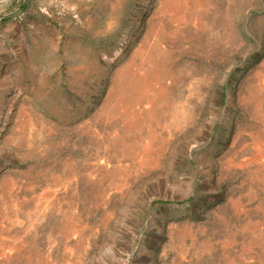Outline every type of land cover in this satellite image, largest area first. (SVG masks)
I'll list each match as a JSON object with an SVG mask.
<instances>
[{
  "label": "rangeland",
  "instance_id": "374dc122",
  "mask_svg": "<svg viewBox=\"0 0 264 264\" xmlns=\"http://www.w3.org/2000/svg\"><path fill=\"white\" fill-rule=\"evenodd\" d=\"M0 264H264V0H0Z\"/></svg>",
  "mask_w": 264,
  "mask_h": 264
}]
</instances>
